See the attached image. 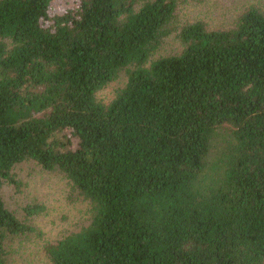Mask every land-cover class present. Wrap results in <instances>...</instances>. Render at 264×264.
<instances>
[{
  "label": "trees",
  "instance_id": "trees-1",
  "mask_svg": "<svg viewBox=\"0 0 264 264\" xmlns=\"http://www.w3.org/2000/svg\"><path fill=\"white\" fill-rule=\"evenodd\" d=\"M56 5L0 0V190L31 160L92 207L51 264H264V12L209 30L179 0ZM36 232L0 193V264Z\"/></svg>",
  "mask_w": 264,
  "mask_h": 264
},
{
  "label": "rangeland",
  "instance_id": "rangeland-1",
  "mask_svg": "<svg viewBox=\"0 0 264 264\" xmlns=\"http://www.w3.org/2000/svg\"><path fill=\"white\" fill-rule=\"evenodd\" d=\"M55 2L56 9L63 11L71 6L73 0ZM253 7L264 12V0H179L177 19L179 26L201 21L209 30H227L233 28L239 17ZM177 33L178 30L166 38L152 60L182 51ZM126 81L124 71L98 93V99L109 104ZM13 175L19 186L5 183L0 190L1 196L6 207L37 232L7 240L10 264H51L46 246L88 225L92 207L78 195L60 171H46L37 162L30 160L16 165ZM36 206L43 207V211L29 216L26 209Z\"/></svg>",
  "mask_w": 264,
  "mask_h": 264
}]
</instances>
